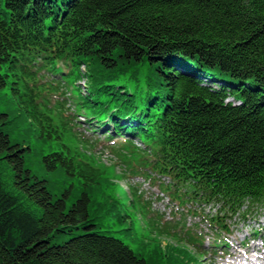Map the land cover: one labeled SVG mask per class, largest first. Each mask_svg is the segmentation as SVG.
Wrapping results in <instances>:
<instances>
[{
    "label": "trees",
    "instance_id": "trees-1",
    "mask_svg": "<svg viewBox=\"0 0 264 264\" xmlns=\"http://www.w3.org/2000/svg\"><path fill=\"white\" fill-rule=\"evenodd\" d=\"M119 60L133 93L88 79ZM143 65L159 86L143 83ZM80 79L92 86L87 130L124 135L176 203L217 204L209 220L227 232L264 211V0H0V91L15 107L0 106V264H148L99 232L117 213L107 173L51 110L56 81ZM59 176L70 186L56 196Z\"/></svg>",
    "mask_w": 264,
    "mask_h": 264
},
{
    "label": "rangeland",
    "instance_id": "rangeland-1",
    "mask_svg": "<svg viewBox=\"0 0 264 264\" xmlns=\"http://www.w3.org/2000/svg\"><path fill=\"white\" fill-rule=\"evenodd\" d=\"M83 67H81V70ZM157 69L149 70L146 65H143L140 69L141 79L144 84L147 81L149 86H159L160 78L157 74ZM133 69L129 68L124 61L119 60L116 67L113 70H102L97 68L90 69L88 73V79L95 82H101L105 85H111L113 87H122L128 90V93H133L134 88L129 80L130 73ZM149 76L151 79L149 80ZM49 83L51 81H48ZM56 87H60L61 90L49 94L51 99V110L57 112L63 121L73 126L74 133L84 139V142L88 144L87 150L83 149V152L88 153L89 157L93 155V163L96 167L100 166L101 170L107 173V180L110 181L109 194L113 197L112 201H117V213L114 217H104L98 219L96 224L98 225L99 232H103L106 235L113 236L125 242L137 255L147 260L148 264H222V257L225 254H230L234 251L238 245H245L246 249L252 251L253 248H259L264 250V239L260 240V235L264 236V211L259 214L248 215L243 220L240 216L232 217L234 222H231L232 226L230 232H221L219 227L214 225L213 228L207 226L202 231H197L200 237L192 234V232H186L183 230L172 229L170 225L164 226L160 224L161 219L158 220L156 215L146 206L148 203L155 202L151 198L145 196L139 199L132 193V187H130L132 178L136 176L153 177L143 173L142 167L145 165L143 154H132L125 146H129L126 143H121L125 140L124 135H118L117 132L111 134H105L103 129H97L94 133L87 130L89 126L87 118L85 116L86 110L83 109L80 96H83L85 91H89L91 87L88 85L87 79L82 81L75 80L60 83L56 81ZM54 84V85H55ZM85 87V89H84ZM113 90V89H111ZM100 99H108V96H101ZM84 101V100H83ZM6 107V112L14 110V104L12 102V96L6 95L0 91V106ZM55 109V110H54ZM94 122L91 125L94 126ZM110 129V125L107 126ZM123 132V130H118ZM110 135V136H109ZM135 143V144H134ZM135 146H141L137 140H133ZM33 155H38L37 151ZM33 169L38 170L41 168L39 164L38 156L32 159ZM54 182L53 191L56 196L63 193L66 188L70 186V181L65 177L51 178ZM75 195L72 201L78 198L80 189L75 185ZM170 194L174 189L172 186L165 187ZM96 194L105 192V189L99 190ZM97 198H95L96 201ZM102 199H98L95 204L92 205L91 210L99 208V202ZM147 207V208H148ZM155 206L153 209H155ZM263 208V207H262ZM210 224V223H209ZM206 225H208L206 223ZM256 229L257 235L253 234L250 230ZM171 232H167V231ZM215 231L216 235H215ZM261 232V233H259ZM182 233V234H180ZM207 235V236H206ZM206 236V237H205ZM248 236L247 240L244 238ZM203 237L208 239L209 249L202 248ZM70 237L60 236L55 242L62 243ZM219 240L224 244L228 243L227 248H222L219 244ZM214 241V242H213ZM254 241V242H253ZM215 244V245H214ZM219 246L212 248L213 246ZM259 246V247H255ZM244 250H242L243 252ZM237 252V253H242Z\"/></svg>",
    "mask_w": 264,
    "mask_h": 264
},
{
    "label": "bare ground",
    "instance_id": "bare-ground-1",
    "mask_svg": "<svg viewBox=\"0 0 264 264\" xmlns=\"http://www.w3.org/2000/svg\"><path fill=\"white\" fill-rule=\"evenodd\" d=\"M259 247V246H255ZM238 248L235 247L233 254L232 264H264V250H259V248H254L252 251H248L250 254L237 253Z\"/></svg>",
    "mask_w": 264,
    "mask_h": 264
}]
</instances>
